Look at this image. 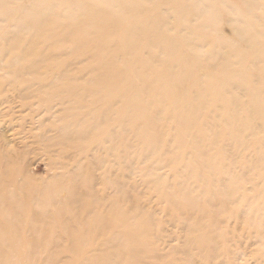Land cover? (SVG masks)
I'll return each mask as SVG.
<instances>
[{"label":"rangeland","instance_id":"obj_1","mask_svg":"<svg viewBox=\"0 0 264 264\" xmlns=\"http://www.w3.org/2000/svg\"><path fill=\"white\" fill-rule=\"evenodd\" d=\"M0 264H264V0H0Z\"/></svg>","mask_w":264,"mask_h":264},{"label":"bare ground","instance_id":"obj_2","mask_svg":"<svg viewBox=\"0 0 264 264\" xmlns=\"http://www.w3.org/2000/svg\"><path fill=\"white\" fill-rule=\"evenodd\" d=\"M34 13H36L35 12V10H34ZM39 13H41L40 15H39V17H43V16H45V10H43V11H40ZM95 15H97L96 13H95ZM46 17V16H45ZM42 20H44V19H39V21H42ZM87 21H90L89 19L87 20ZM92 22H93V20H91ZM17 24L18 25H20V26H24V25H30V23H28V21H25L24 19H22V18H20L19 17V20H17ZM55 26L54 24H48L47 25V27H49V26ZM99 25V24H98ZM46 27V28H47ZM31 44V43H30ZM29 44V45H30ZM31 47V46H30ZM34 48V47H33ZM33 48H31V49H33Z\"/></svg>","mask_w":264,"mask_h":264}]
</instances>
